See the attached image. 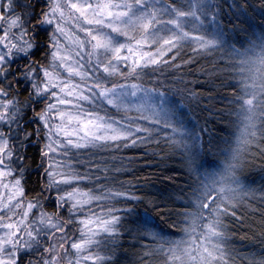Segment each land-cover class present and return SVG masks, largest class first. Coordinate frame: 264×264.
<instances>
[{"label":"trees","instance_id":"16d2710c","mask_svg":"<svg viewBox=\"0 0 264 264\" xmlns=\"http://www.w3.org/2000/svg\"><path fill=\"white\" fill-rule=\"evenodd\" d=\"M212 11L220 46L207 50L183 46L139 75L144 86L169 96L187 137L175 139L149 125L150 132L139 140L107 142L84 152L86 159L104 168L96 174L99 186L122 184L136 197L103 201L122 210L117 229L122 235L113 264H178L165 246L184 235L213 168L230 161L231 153L237 154L231 167L245 190L224 204L217 218L220 247L213 263L264 264V83L262 116L255 121L254 132L243 137L245 143H235L243 124V74L255 57L264 68V4L212 0ZM108 111L121 117L119 111ZM96 186L89 184L91 189ZM111 247L108 241L101 246L105 256Z\"/></svg>","mask_w":264,"mask_h":264},{"label":"snow or ice","instance_id":"6c2138e0","mask_svg":"<svg viewBox=\"0 0 264 264\" xmlns=\"http://www.w3.org/2000/svg\"><path fill=\"white\" fill-rule=\"evenodd\" d=\"M95 7L93 0H0V264H50L54 243L90 253L98 233L112 245L107 258L81 255L76 264H113L122 210L98 202L136 197L122 184L94 192L99 166L79 160L81 171L73 162L103 139L86 128L78 99L87 97L76 83L84 76L78 32L87 31L82 22Z\"/></svg>","mask_w":264,"mask_h":264},{"label":"rangeland","instance_id":"374dc122","mask_svg":"<svg viewBox=\"0 0 264 264\" xmlns=\"http://www.w3.org/2000/svg\"><path fill=\"white\" fill-rule=\"evenodd\" d=\"M93 3L97 7L82 22L87 31L78 32L84 41L79 49L84 76L77 78L76 83L82 96L87 97L78 99L79 109L89 120L86 128L103 139H95L88 149L120 140L134 142L147 136L149 125H156L157 130L175 139L187 137V131L182 133L185 127L173 113L169 96L144 86L139 75L142 69L160 63L183 46L203 50L220 46L221 35L212 0H93ZM263 83L264 68L255 57L243 74L242 89L246 95L241 108L243 124L235 143L243 145L244 138L254 132L255 121L262 116L259 106L263 105ZM108 109L119 111L121 117L111 116ZM85 155L73 161L81 171L87 167L79 164V160H88ZM231 155L230 161L213 168L215 173L206 181L204 198L199 201L197 211L190 215L184 235L165 246L178 264H212L217 259L220 247L217 218L222 216L223 205L240 198L245 190L244 186L239 187L231 167L237 154ZM99 169L104 168L99 166ZM97 181L92 182L97 184L92 189L99 193ZM215 199L218 202H213ZM105 202L111 203V200ZM96 203L91 207L98 212ZM112 203L107 206H114ZM106 241L98 233L86 246L90 253L76 252L75 255L72 249L65 251L67 242L59 247L54 243V259L50 264H76L81 255L88 254L106 259L101 250Z\"/></svg>","mask_w":264,"mask_h":264},{"label":"flooded vegetation","instance_id":"af4514ba","mask_svg":"<svg viewBox=\"0 0 264 264\" xmlns=\"http://www.w3.org/2000/svg\"><path fill=\"white\" fill-rule=\"evenodd\" d=\"M23 2H24V0H21V3H23ZM33 2H34V0H33ZM18 11H19V9H18ZM21 99H24V97L21 96Z\"/></svg>","mask_w":264,"mask_h":264}]
</instances>
